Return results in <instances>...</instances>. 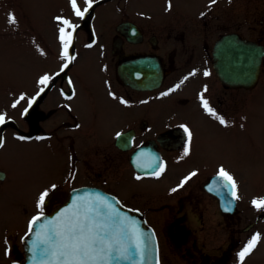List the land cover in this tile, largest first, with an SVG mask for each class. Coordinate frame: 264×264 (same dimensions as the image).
<instances>
[{
    "label": "flooded vegetation",
    "instance_id": "1",
    "mask_svg": "<svg viewBox=\"0 0 264 264\" xmlns=\"http://www.w3.org/2000/svg\"><path fill=\"white\" fill-rule=\"evenodd\" d=\"M107 2H114L106 8L114 15L101 22L100 6ZM77 6L83 10L87 1ZM57 17L58 26L72 33L68 55H62L61 39L54 41L56 51L45 46L61 58L60 65L46 85L32 87V134L19 132L32 140L57 137L66 171L63 183L47 190L42 209L33 216L52 211L74 187L98 186L144 215L158 237L160 264L169 263L167 255L177 264H244L239 253L245 243L257 234L259 242L264 239L256 226L264 210L255 207L254 220L244 225L242 175L226 163L201 158L205 130L239 137L232 132H244L251 97L264 87V53L251 83L234 76L245 68L231 63L233 56L244 54L245 44L264 51V0H93L83 17L75 15L72 4ZM86 54L99 58L102 83L79 67ZM201 96L225 125L204 109ZM57 110L61 134L42 124ZM5 130L0 126L3 143ZM221 167L236 182L238 199L231 183L218 175ZM6 177L4 172L0 182ZM117 182L130 183L122 191ZM260 198L264 194L258 191L248 201ZM24 237L21 249L17 241L6 249L15 264L25 258Z\"/></svg>",
    "mask_w": 264,
    "mask_h": 264
},
{
    "label": "rangeland",
    "instance_id": "2",
    "mask_svg": "<svg viewBox=\"0 0 264 264\" xmlns=\"http://www.w3.org/2000/svg\"><path fill=\"white\" fill-rule=\"evenodd\" d=\"M86 1L77 0V3ZM113 3L100 6L101 22L114 15L111 9H106ZM69 8L71 0H0V114L5 117L1 126L6 127L3 133L5 141L0 147V168L7 175L0 182V264H15L6 253L7 247L17 241L22 248L21 238L29 230L31 217L42 209V206L37 207L40 194L65 179L66 168L62 164L65 158L57 137L48 141L41 138L32 140L19 130L32 134V113L29 109L32 87L39 83L41 77L54 76L60 65L61 58L52 56L45 46L48 44L52 50H57L54 41L60 40V22L56 18ZM9 14L15 16V24L10 23ZM35 31L41 32L45 40H40ZM98 60L93 54H86L79 67L102 83L99 75H103L104 69ZM251 98L244 132H232L234 136H239L235 138L226 137L218 130L216 134H211V129H206L201 158L204 162L226 163L230 171L242 175V190L246 199L244 225L253 221L256 213L255 206L248 200L255 192L264 194V87H259ZM84 103L82 101L81 105ZM177 111L182 117H190L185 110ZM59 112L55 111L51 119L42 123L47 126V131L63 132V128L55 122L60 119ZM106 132H109V124ZM128 183L117 182L122 191L126 190ZM256 226L264 232V220ZM166 258L169 259L167 264H177L176 258L172 260L170 255ZM244 264H264V239L258 241L245 256Z\"/></svg>",
    "mask_w": 264,
    "mask_h": 264
},
{
    "label": "snow or ice",
    "instance_id": "3",
    "mask_svg": "<svg viewBox=\"0 0 264 264\" xmlns=\"http://www.w3.org/2000/svg\"><path fill=\"white\" fill-rule=\"evenodd\" d=\"M216 0H211L215 3ZM93 0H87V6L80 9L77 6V0H71L72 7L75 15L83 17L85 13L92 7ZM170 6V5H169ZM61 20V17H57ZM9 21L12 24L16 23V18L13 14H9ZM64 25L69 28L75 29L76 25H72L68 20L62 21ZM60 39L65 43L63 56L68 55V48L71 45L72 33L66 32L64 27L60 28ZM68 65H63L66 68ZM63 68L61 70H63ZM208 73H205L207 75ZM50 77L45 75L40 78L39 83L46 85ZM176 87H179L177 85ZM173 91L175 89H172ZM43 91V89H41ZM167 95V93H164ZM23 99V96H21ZM202 106L211 115L216 116L219 123L226 124L222 116H218L214 109L209 107L208 101L201 96ZM15 107V104L13 105ZM5 123L4 115L0 114V125ZM184 127L185 132L191 139V132ZM119 135V134H118ZM19 139H26L19 137ZM37 139H40L39 137ZM3 146V139L0 138V147ZM188 150L185 149V154ZM163 169L161 168V171ZM157 176L159 172L155 173ZM196 173H191L194 176ZM218 175L231 183L233 189L232 195L236 196L235 188L236 182L233 177L223 168L219 169ZM140 179V177H136ZM190 179L186 177L185 181ZM185 181L181 182V186ZM55 187V186H53ZM176 191V189H172ZM48 191L40 194L37 202L39 208L45 202L48 196ZM97 203L95 206L91 202L85 204H77L76 201L69 209H65L56 221H47L41 225V230L36 233L37 239L33 242L32 251L34 254L39 251L48 257L47 264H120L121 261L130 260L133 256H138L144 259L146 254L149 253V248L140 239L139 230L134 229L137 233L134 246H128L123 243L124 238L127 236L128 228L126 225L127 217H122L118 211L115 210L114 205L108 202L107 198L100 196L96 197ZM253 206L258 210H264V198L253 199ZM39 215L34 216L30 221L29 231H32V226L40 221ZM259 239V235H254L245 248L239 253L241 261L244 260ZM153 251H155L153 249ZM156 264H159L158 256L156 257Z\"/></svg>",
    "mask_w": 264,
    "mask_h": 264
},
{
    "label": "water",
    "instance_id": "4",
    "mask_svg": "<svg viewBox=\"0 0 264 264\" xmlns=\"http://www.w3.org/2000/svg\"><path fill=\"white\" fill-rule=\"evenodd\" d=\"M254 52V56L253 55ZM264 51L260 47H253L251 45H244V54H240L238 57L233 56L231 63L237 66V61H239V66H244V73L234 72V76H239L240 80L242 78L245 83H251L256 80L259 68L261 64V57ZM4 176V172L0 171V177ZM100 196L107 198L108 202L114 205L116 211L120 213L122 217H127L126 225L128 228L127 236L124 238L123 243L128 246H134L137 233L134 229L139 230L140 239L144 241V244L148 246L149 253L146 254L144 259H140L138 256H133L130 260L121 261L120 264H156V257L159 260V249L158 241L154 230L145 224V219L141 213L138 211L132 212L130 209L125 208L121 205L120 200L112 193L105 191L100 187L95 186H81L74 188L71 191L70 197L57 206L52 212L41 215L40 221L36 222L32 226V231L25 237V251L26 259L23 264H47L48 257L37 251L35 254L32 251L33 242L37 239L36 233L41 230V225H44L47 221H56L60 217L61 213L65 209H69L73 202L76 201L77 204H85L91 202L93 206L96 205V197ZM153 249L155 251H153ZM160 264V260H159Z\"/></svg>",
    "mask_w": 264,
    "mask_h": 264
}]
</instances>
